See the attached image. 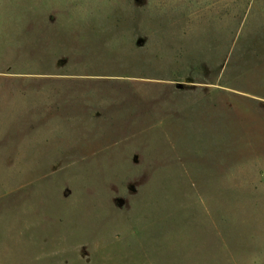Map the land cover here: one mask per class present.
Wrapping results in <instances>:
<instances>
[{"label":"rangeland","instance_id":"1","mask_svg":"<svg viewBox=\"0 0 264 264\" xmlns=\"http://www.w3.org/2000/svg\"><path fill=\"white\" fill-rule=\"evenodd\" d=\"M0 264H264V0H0Z\"/></svg>","mask_w":264,"mask_h":264}]
</instances>
